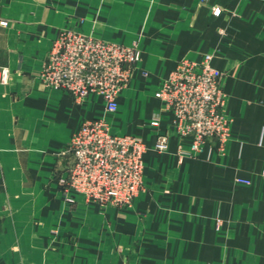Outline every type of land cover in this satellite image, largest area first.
Listing matches in <instances>:
<instances>
[{"label":"crops","instance_id":"crops-1","mask_svg":"<svg viewBox=\"0 0 264 264\" xmlns=\"http://www.w3.org/2000/svg\"><path fill=\"white\" fill-rule=\"evenodd\" d=\"M220 8L217 15L215 9ZM64 30L136 45L141 60L107 115L148 148L145 190L124 208L65 202L61 154L104 112L40 80ZM224 73L232 137L183 153L156 96L183 59ZM0 264H264V0H0ZM159 133H167L164 149ZM242 177L250 185L238 184Z\"/></svg>","mask_w":264,"mask_h":264},{"label":"built area","instance_id":"built-area-1","mask_svg":"<svg viewBox=\"0 0 264 264\" xmlns=\"http://www.w3.org/2000/svg\"><path fill=\"white\" fill-rule=\"evenodd\" d=\"M140 60L136 45L79 31L64 30L52 42L39 76L41 82L70 93L78 104L98 97L105 106L102 114L80 123L61 151L70 158L59 179L69 205L84 199L124 208L145 190L146 142L134 133L114 132L107 118L118 113V97L130 84ZM212 60L211 52L201 60H181L156 92L162 107L150 125L159 127L163 113L171 114L174 134L181 140L190 139L188 149L183 151L190 157L200 156L208 144H218L223 151L232 137L233 119L225 111V73ZM8 75L9 70L0 66V82H5ZM168 141L167 133H159L157 148H166ZM236 182L252 183L242 177Z\"/></svg>","mask_w":264,"mask_h":264},{"label":"clouds","instance_id":"clouds-1","mask_svg":"<svg viewBox=\"0 0 264 264\" xmlns=\"http://www.w3.org/2000/svg\"><path fill=\"white\" fill-rule=\"evenodd\" d=\"M215 11H216V13H217V15L219 14V12H220V9L219 8H217V9H215Z\"/></svg>","mask_w":264,"mask_h":264},{"label":"rangeland","instance_id":"rangeland-1","mask_svg":"<svg viewBox=\"0 0 264 264\" xmlns=\"http://www.w3.org/2000/svg\"><path fill=\"white\" fill-rule=\"evenodd\" d=\"M3 67V66H2Z\"/></svg>","mask_w":264,"mask_h":264}]
</instances>
